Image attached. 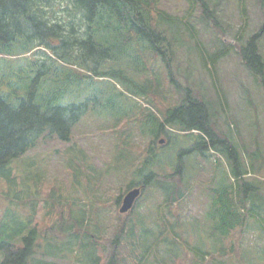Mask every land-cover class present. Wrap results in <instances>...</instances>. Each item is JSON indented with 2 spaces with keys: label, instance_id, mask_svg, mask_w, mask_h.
Segmentation results:
<instances>
[{
  "label": "trees",
  "instance_id": "trees-1",
  "mask_svg": "<svg viewBox=\"0 0 264 264\" xmlns=\"http://www.w3.org/2000/svg\"><path fill=\"white\" fill-rule=\"evenodd\" d=\"M162 1L0 0V170L10 169L11 161L43 139L71 141L75 127L93 110L109 119L116 131L112 161L125 157L124 163L112 162L110 167L130 173L125 187H116L115 210L124 193L135 186L142 187L145 195L153 189L161 196L160 223L149 244L136 230L141 221L136 225L125 221V231L114 223L106 226L100 216L103 206L97 203L99 230L85 228L89 222L83 217L80 224L76 219L73 201L104 203L107 189L101 178L105 172L90 174L81 153L69 164L75 194L71 195L79 199L65 202L63 194L39 198L46 204L33 212L43 210L45 220L37 217L23 241L3 242L0 264H30L40 240H55L58 234H66L85 253L84 260L73 264H121L124 259L125 264H147L153 250L159 257L155 251L160 247L167 251L159 257L161 264H259L256 258L264 257V195H260L264 183L248 180L264 169V127L258 124L244 137L237 118L220 123L225 105L218 111L216 101H209L199 85L188 78L182 83L174 32L186 28L191 38L198 35L191 17L199 9L201 21L219 34L222 45L209 56L196 47L201 69L220 95L217 64L234 49L243 68L264 89V24L259 31H248V17L243 15L246 0H241V25L233 32L234 40L226 41L232 27L219 16L218 4L186 0L188 16L181 17L163 8ZM257 4L264 14V0ZM121 95L125 102L116 101ZM171 143L181 144L175 168L157 169L160 149ZM192 156L203 159L212 173L200 225L210 241L205 247L189 243L178 213L194 188ZM90 185L96 188L90 191ZM110 227H115L114 234L105 236L102 232ZM249 237L255 238L252 244ZM181 243L193 249V257L180 249ZM121 246L129 248V258L117 254L115 249ZM69 249L76 253L73 245ZM181 253L188 255V261ZM43 259L46 264H62L48 248Z\"/></svg>",
  "mask_w": 264,
  "mask_h": 264
},
{
  "label": "rangeland",
  "instance_id": "rangeland-1",
  "mask_svg": "<svg viewBox=\"0 0 264 264\" xmlns=\"http://www.w3.org/2000/svg\"><path fill=\"white\" fill-rule=\"evenodd\" d=\"M240 1L211 0L212 3L218 4L219 16L232 27V31L227 34L226 41L234 40L233 32L241 25V15L243 13ZM246 6V14L244 13L243 15L244 17H248V31H259L264 24V14L257 4V0H246ZM162 7L181 17L188 16L186 0H163ZM191 20L199 29V34H195L193 38L189 36L186 28H174L177 43H179L177 46L179 79L182 83L186 84V78H188L194 84L199 85L203 89V92L207 94L206 96L209 101H216L215 104L218 111L225 105L224 111L219 112L220 123L225 125L224 121L226 119L237 118L242 135L247 137L248 134L257 128L258 124L264 127V89L244 69L245 67L240 61L241 58L238 50L234 49L218 61L216 71L218 72L220 95L216 94V86L213 84L207 71L201 69L199 57L201 52L196 45L202 48L206 56H209V54L216 51L222 45L218 43L219 34L210 25L201 21L199 9L191 17ZM261 47L264 51V34ZM119 87L124 90L123 86L119 85ZM121 96L118 97L117 102H125V95ZM112 124L101 113L96 115L93 114V110H90L75 127L71 141H63L58 138L43 139L26 154L11 161L10 169L0 170V261L4 258V250L1 247L3 242L9 240L15 242L23 241V236L28 233L30 224L34 225L36 222L34 220L37 217L41 221L45 220L43 210L38 213L33 212L34 207L46 204L45 200H39V198L42 196H48V198L59 197L61 194H63L62 199L65 202H71L74 198H77L75 196L73 198L72 195L75 194L71 193L73 182L69 164L75 156L81 153L85 154L86 158L83 163L86 164L85 170H88L90 174L100 172L101 170L103 173L105 172V176L101 178L104 188L107 189L105 193L107 201L101 203L96 199H90L89 201L87 198L75 199L73 201V204H75L72 205V208L80 224L84 217L85 222H89L88 225H85V228L95 231L99 230V223H97L99 218H95L94 207L95 203H97L103 206L100 216L103 215L102 220L106 226L108 223H114L115 227L123 226L122 230L125 231V221L130 222L132 220L133 225L141 221L143 225L136 228L137 232L144 237L146 236L145 238L148 241L143 239L145 243L149 244L153 241L154 232L158 229L160 223L159 213L161 211V209H158L161 196L157 191L152 189L146 195L144 194L139 200L140 206L131 214L118 216V211L116 212L115 210V196L118 189L116 187L122 185L125 187L130 173L124 171L123 168L110 167L112 162L117 166L120 163H124L125 159L121 155L119 160L113 159L112 161V156L116 158L114 149L116 145V131L115 129H111ZM180 147L181 144L171 143L160 149L161 159L160 163L156 164V166L158 165L156 168L158 169L159 167L162 170L175 168V160L177 159ZM212 158L216 160L215 156ZM221 159L223 164L227 166L225 160L222 157ZM189 161L190 173L194 175L191 178L194 182V188L184 198L178 213L182 228L185 229L184 235L189 240V243L205 247L209 245L210 241L207 239L203 228H200V225H202L201 217L205 211L203 204L206 198L205 195H207L206 186L210 184V180L212 181V173L209 171L206 162L200 157L192 156ZM163 166H165V169ZM106 170L110 171V173H107ZM254 179L258 183H264V169L258 172L257 175L252 173L251 177H248L249 181H253ZM187 181L190 182L189 177H187ZM95 188L93 185L88 186L90 191H93ZM82 194L83 191H81L80 195ZM260 195H264V192L261 191ZM31 197L35 199L30 201ZM123 220L124 224L120 225L119 222ZM115 227H110L102 233L105 236H111L114 234ZM58 235V237L54 238L55 240H40V246L37 248L34 258L30 260V264H40V262L41 264H46L51 259L48 258L47 261L43 259L47 248L60 257L59 261H62V264H73L74 261L85 259V253H81L80 248L75 246V243L69 242L66 234ZM247 240L252 244L255 238L249 237ZM71 245L75 248V254L69 249ZM128 249L125 246H121L116 248L115 251L119 256L123 257L125 254V257L129 258L131 253ZM180 249H187L189 257H193V249H188L184 243L180 244ZM166 252V249L163 247L155 251L159 257L166 255ZM257 255L260 256L259 254ZM159 257L155 256L153 250L147 264H161ZM181 257L185 258V261H188L187 254L181 253ZM39 259L43 260L38 261ZM256 260L259 264L264 263V257L261 259L256 258ZM120 263L125 264V259Z\"/></svg>",
  "mask_w": 264,
  "mask_h": 264
},
{
  "label": "water",
  "instance_id": "water-1",
  "mask_svg": "<svg viewBox=\"0 0 264 264\" xmlns=\"http://www.w3.org/2000/svg\"><path fill=\"white\" fill-rule=\"evenodd\" d=\"M163 141V140H162ZM141 194V188L135 187L130 189L123 197L122 204L120 206L119 211L121 213H126L131 210Z\"/></svg>",
  "mask_w": 264,
  "mask_h": 264
}]
</instances>
